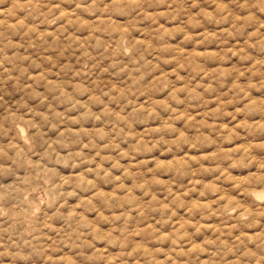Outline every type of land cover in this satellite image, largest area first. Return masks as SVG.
I'll return each instance as SVG.
<instances>
[{
  "label": "clouds",
  "instance_id": "clouds-1",
  "mask_svg": "<svg viewBox=\"0 0 264 264\" xmlns=\"http://www.w3.org/2000/svg\"><path fill=\"white\" fill-rule=\"evenodd\" d=\"M0 264H264V0H0Z\"/></svg>",
  "mask_w": 264,
  "mask_h": 264
}]
</instances>
